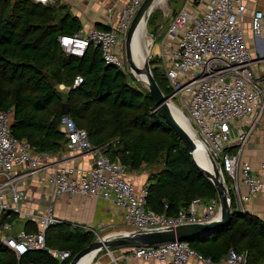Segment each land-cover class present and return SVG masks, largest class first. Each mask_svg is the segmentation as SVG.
Returning <instances> with one entry per match:
<instances>
[{
    "label": "built area",
    "instance_id": "built-area-1",
    "mask_svg": "<svg viewBox=\"0 0 264 264\" xmlns=\"http://www.w3.org/2000/svg\"><path fill=\"white\" fill-rule=\"evenodd\" d=\"M32 1L45 6L55 2L68 4L73 0ZM259 1L186 0L184 7L170 18L165 32L161 31L164 35L156 53L160 60L158 66L171 89L168 100L176 107L175 99L185 106L194 125V138L220 166L225 186L231 190L239 212H245V204L255 196L264 194V179L254 172L251 164L241 160L244 146L264 111V71L257 72V65L264 58L253 55L246 37L247 32L257 40L264 36V10L256 7ZM107 2L109 29H81L73 36H60L58 43L66 54L75 57H82L89 46L97 48L106 65L126 72L125 59L119 51L144 0ZM114 15L116 18L111 21ZM81 83V76H76L72 88ZM59 88L69 90L63 85ZM11 115V109L0 111V243L17 257L31 250H45L59 261L71 256L69 251L46 246V231L61 222L53 216L51 206L41 214L29 213L24 208V185L35 178L39 185L47 183L53 196L80 195L110 202L122 210L130 231L219 220L218 198L195 199L186 209L171 216L148 209L146 186L136 189L125 178V166L111 161L101 147L91 144L87 131L77 127L68 115L61 117L59 126L66 148L56 155L36 152L28 141L15 138L10 129ZM233 140L237 144L235 153L229 150ZM68 151L76 156L91 154L90 167L64 165L70 158ZM259 168L264 171V156ZM242 187L245 193L241 192ZM3 216L30 220L36 231L23 228L11 233L13 226L2 222ZM103 251L104 255L91 264H126L129 259L153 264H247L246 252L230 250L215 263L183 241Z\"/></svg>",
    "mask_w": 264,
    "mask_h": 264
},
{
    "label": "trees",
    "instance_id": "trees-1",
    "mask_svg": "<svg viewBox=\"0 0 264 264\" xmlns=\"http://www.w3.org/2000/svg\"><path fill=\"white\" fill-rule=\"evenodd\" d=\"M67 6L0 0V111L12 110V135L28 141L39 153L64 151L60 109L67 103L68 116L87 131L91 144L101 147L111 161H119L127 171L147 172L148 209L171 216L195 199L217 198L214 185L195 167L147 90L129 83L128 76L135 82L131 73L106 65L100 50L92 46L82 57L62 50L58 38L73 36L83 28ZM95 28L108 29L99 24ZM159 62L156 57L150 62L152 74L163 94L169 96L171 89ZM78 75L82 83L72 88ZM59 85L69 90L63 94ZM229 193L230 222L184 242L215 263L233 250L246 252L247 264H264V220L237 211L231 190ZM23 228L36 231L30 220ZM94 238L90 231L60 222L46 231V246L69 251V259L59 261L45 250L17 257L0 243V264H68Z\"/></svg>",
    "mask_w": 264,
    "mask_h": 264
},
{
    "label": "crops",
    "instance_id": "crops-1",
    "mask_svg": "<svg viewBox=\"0 0 264 264\" xmlns=\"http://www.w3.org/2000/svg\"><path fill=\"white\" fill-rule=\"evenodd\" d=\"M75 1V0H73ZM70 1L68 4H71ZM92 1V0H91ZM96 5L89 3L86 8L90 13H80L78 8L76 10V16L85 24L82 29L89 31L95 28L96 25H100L102 28L110 27L111 23L108 20V16L105 11H97L98 7L104 4L100 0H94ZM80 9H85L83 5L78 4ZM81 5V6H80ZM95 6V9L91 7ZM259 9L264 10V2L259 1L257 6ZM72 8V7H71ZM253 8V7H252ZM73 9V8H72ZM82 15V16H79ZM116 18L114 15L111 19L113 21ZM248 45L256 58H264V36L260 39H253L250 32L246 33ZM264 71V60L257 65V72L262 74ZM237 149L236 141H231L230 152L235 153ZM70 158L63 162L64 165H77L80 164L83 168H89L92 163L91 154L77 155L71 153ZM264 156V111L261 114L259 121L256 124V128L249 136L247 143L244 146V150L241 155L243 162L251 164L254 172L264 179V171L259 168L261 158ZM117 161V160H116ZM43 176H39L42 178ZM148 174L144 170L139 171H127L125 172V178L131 182L136 189L147 186ZM26 190V198L24 201V208L27 212L32 214L43 213L48 206H51L53 216L61 222L68 224L73 228H79L81 230L90 231L94 235L104 236L110 233H123L130 231L123 220L122 210L110 202L102 198H91L80 195H62L53 196L51 187L47 183L39 185L35 179L29 180L24 185ZM241 192L245 193V188H241ZM244 211L248 212L260 219L264 220V194H259L253 198L250 203L245 204ZM26 219H18L16 224H22L20 229H23ZM19 229V230H20ZM18 231V230H17ZM16 232V231H15ZM126 264H153L152 262L140 261L137 259H129Z\"/></svg>",
    "mask_w": 264,
    "mask_h": 264
},
{
    "label": "water",
    "instance_id": "water-1",
    "mask_svg": "<svg viewBox=\"0 0 264 264\" xmlns=\"http://www.w3.org/2000/svg\"><path fill=\"white\" fill-rule=\"evenodd\" d=\"M156 0H144L137 13L135 14L125 39V59L128 64V68L132 76L136 78V75L145 76V86L148 92V96L152 99L156 110L161 114L165 122L173 129L175 134L184 144L188 150L195 167L204 174L214 185L217 198L219 200V220L208 223H196V224H183L175 227L157 228L150 230H137L128 231L123 233H110L104 236L102 240L94 239L90 244L78 252L68 264H78L79 261L90 253L97 254L100 251L110 248L130 247V246H145L155 247L175 241H186L187 239L196 238L205 234H208L220 227L226 226L233 214L231 209V197L229 191L225 186V181L221 172L220 166L214 161L212 155L205 149V147L197 141L194 136H191L183 129L172 114L168 100V97L163 94L157 82L152 74V70L149 66L148 57L142 67H138L132 58L131 44L135 32L140 24L144 26L146 31V25L153 12L154 4ZM149 54V53H148ZM139 81V80H138ZM140 82V81H139ZM68 105L63 103L61 105L60 114L62 116L68 115ZM191 128L194 125L190 123ZM200 144V145H199ZM203 146V149L208 154L211 162L213 163V172H209L201 168L194 160L193 154L197 150V147Z\"/></svg>",
    "mask_w": 264,
    "mask_h": 264
},
{
    "label": "rangeland",
    "instance_id": "rangeland-1",
    "mask_svg": "<svg viewBox=\"0 0 264 264\" xmlns=\"http://www.w3.org/2000/svg\"><path fill=\"white\" fill-rule=\"evenodd\" d=\"M100 1L104 4V6L101 7L103 10H101L99 7L96 10L100 11L101 13H102V11H105V13H106V6L105 5L108 2H107V0H100ZM261 1L264 2V0H260V2ZM75 2H77L78 4L82 3L81 5H83V7L85 9H80L79 5H77ZM89 3H92L93 5L94 4L96 5V2L94 0H92V1L91 0H75L71 4H67L68 5L67 7L71 11V13L74 14V15L76 14V10L74 8H78L79 12L81 14L82 13H87L88 14V13H90V11L88 10L89 8H86V6ZM185 3H186V0H158L157 1V7H154L153 12L150 15L151 19L149 18V20L147 22L146 35L144 36V41H143V44H144L147 52H149L147 57H148L150 68H151L150 62L153 61V58H155V57L158 58L156 53L159 52L158 49H159L160 40L162 39V37L164 35L162 33H164L165 30L167 29V26H168V24L170 22V18L172 17L173 14H175V12L181 10L184 7ZM95 8H96L95 6L91 7V9H95ZM79 16H82V15H79ZM82 27H85V24L83 22H82ZM246 29H248V27H246ZM161 31H162V33H161ZM119 54H120L121 57H124V59H125V47H124V44H123V46H121ZM125 64H126V67H127L125 74H127L128 72H129L128 74H130V70L128 68V64L126 62V59H125ZM128 81L133 86H136L137 84H139L142 88L146 89L145 84L139 82L136 79H135V82H133L130 79L129 76H128ZM58 90L61 93H63V94L66 93V91H64V90L61 91L59 87H58ZM174 102H175V104L178 107H180L179 109L183 112L184 116L187 117V120L189 121L188 114H187L185 106L181 105L180 101H178L176 99L174 100ZM189 123H190V121H189ZM17 221H18V217L17 216H12L10 219L6 218L5 216L2 217V222H7V223H11L12 224L13 229H12L11 233H14L15 231H17V230H19L21 228L22 224H19V223L16 224ZM94 236H95L94 239L98 238L97 237L98 235H94ZM104 236H107V235H104ZM104 236H100L99 235L98 239H101ZM104 253H105L104 251L98 252L97 256H95V258L93 259L94 261H92V262L93 263L96 262L100 257H102V255H104Z\"/></svg>",
    "mask_w": 264,
    "mask_h": 264
},
{
    "label": "bare ground",
    "instance_id": "bare-ground-1",
    "mask_svg": "<svg viewBox=\"0 0 264 264\" xmlns=\"http://www.w3.org/2000/svg\"><path fill=\"white\" fill-rule=\"evenodd\" d=\"M157 1L158 0L155 1L154 7H157ZM145 35H146V31L144 29V26L142 24H140L138 26L136 32H135V35L133 37L132 44H131L132 58H133L134 63L138 67H142L143 66V64L145 62V59L147 58L148 53H149V52H147V50H146V48H145V46L143 44ZM136 78L141 83L145 84V81H146L145 76L136 75ZM169 106L171 108L173 116L178 121V123L183 127V129L185 131H187V133L189 135L193 136L194 134H193L191 125H190L189 121L187 120V117H185L183 112L178 107H176L174 104L169 103ZM193 158H194L195 162L201 168H203V169H205V170H207L209 172H213L214 171L213 163L211 162L208 154L203 149L202 145H201V147H197V150L193 154ZM103 238H101L99 240H102ZM96 255L97 254H95V253H90V254L84 256L79 261L78 264H91Z\"/></svg>",
    "mask_w": 264,
    "mask_h": 264
}]
</instances>
